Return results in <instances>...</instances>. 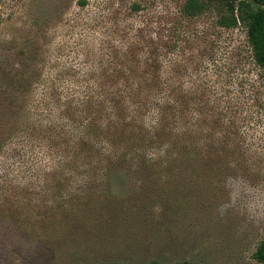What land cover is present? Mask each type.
<instances>
[{
	"label": "rangeland",
	"instance_id": "obj_1",
	"mask_svg": "<svg viewBox=\"0 0 264 264\" xmlns=\"http://www.w3.org/2000/svg\"><path fill=\"white\" fill-rule=\"evenodd\" d=\"M184 1L0 0V177L23 188L26 202L17 213L0 210V264H264L253 257L264 239V70L243 26L220 27L213 13L185 18ZM119 39L137 41V56L176 42L161 58L218 105L224 173L138 180L118 168L91 209L63 193L72 212L38 214L32 157L43 149L7 138L29 116L19 108L24 85L39 68L57 84L91 81L89 72L108 69Z\"/></svg>",
	"mask_w": 264,
	"mask_h": 264
},
{
	"label": "trees",
	"instance_id": "obj_2",
	"mask_svg": "<svg viewBox=\"0 0 264 264\" xmlns=\"http://www.w3.org/2000/svg\"><path fill=\"white\" fill-rule=\"evenodd\" d=\"M181 12L185 18L213 13L216 24L226 29L243 26L253 59L264 70V10L250 0H185ZM133 44L137 41L119 39L108 53V69L89 72L91 81L57 84L39 68L32 71L34 80L25 83V102L19 108L29 116H20L7 138L27 143L33 151L43 149L32 157L38 214L46 216L51 209L72 212L75 199L91 209L99 195L108 192V178L118 168L138 180L176 173L196 178L223 175L216 166L222 149L215 145L223 141L222 117L218 105L205 98L207 87L200 83L192 90L177 68L181 79L174 80L168 58L161 57L176 42H162L139 57ZM233 126L226 132L228 141L235 135ZM3 147L2 142L0 151ZM226 153L232 159L233 149ZM180 167L184 173L177 172ZM1 180L0 210L17 213L25 208V199L17 195L23 188ZM63 193L75 197L70 207ZM253 257L264 263V239Z\"/></svg>",
	"mask_w": 264,
	"mask_h": 264
},
{
	"label": "water",
	"instance_id": "obj_3",
	"mask_svg": "<svg viewBox=\"0 0 264 264\" xmlns=\"http://www.w3.org/2000/svg\"><path fill=\"white\" fill-rule=\"evenodd\" d=\"M250 2L258 9L264 10V3L258 1V0H250Z\"/></svg>",
	"mask_w": 264,
	"mask_h": 264
}]
</instances>
